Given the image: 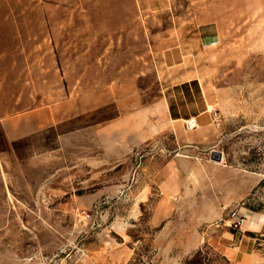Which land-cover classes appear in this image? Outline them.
I'll list each match as a JSON object with an SVG mask.
<instances>
[{"label": "rangeland", "instance_id": "1", "mask_svg": "<svg viewBox=\"0 0 264 264\" xmlns=\"http://www.w3.org/2000/svg\"><path fill=\"white\" fill-rule=\"evenodd\" d=\"M12 1L25 17L0 40V264H77L150 236L146 192L180 154L221 151L256 180L233 210L264 213V0ZM168 104L180 118L135 139L128 125L156 128ZM183 264L229 263L208 246Z\"/></svg>", "mask_w": 264, "mask_h": 264}, {"label": "crops", "instance_id": "2", "mask_svg": "<svg viewBox=\"0 0 264 264\" xmlns=\"http://www.w3.org/2000/svg\"><path fill=\"white\" fill-rule=\"evenodd\" d=\"M17 1L22 0H15V3ZM36 4H39L38 0ZM16 8L12 0H0V40L8 35L9 26L13 28L11 34L16 40L24 34L25 15ZM33 14V11L27 12L26 16L31 15L32 18ZM7 49L1 48L3 51ZM14 49H23L22 38ZM3 57L5 55L1 53L0 59ZM5 81V78H0V82ZM173 111L168 104L165 111L160 113L156 128L152 127L151 122L144 128L135 121L128 125V130L134 133L135 139L147 140L153 130L167 128L165 116L180 118ZM151 113L140 115L145 123ZM136 117V113L133 114V119ZM110 125L117 128V125ZM212 154L213 151L209 156L180 154L182 156L170 160L156 181L155 191L150 189L146 192L149 200L155 196L148 219L153 230L150 236H130L134 244L126 246L124 241L115 243L106 240V247L86 256L80 255L81 260L77 264H130L138 254V243L144 241H150L151 249L149 255H141V264H183L184 260L208 246L221 254L229 264H264V253L257 246L262 244L257 232L264 225V213L241 206L242 223L238 229L231 226L232 218L227 217L247 197L256 180L249 179L245 170L226 163L223 157L221 160L212 158ZM110 227L122 238L128 229L119 219L111 221ZM109 244L111 249H108Z\"/></svg>", "mask_w": 264, "mask_h": 264}, {"label": "built area", "instance_id": "3", "mask_svg": "<svg viewBox=\"0 0 264 264\" xmlns=\"http://www.w3.org/2000/svg\"><path fill=\"white\" fill-rule=\"evenodd\" d=\"M241 223H242V215L238 210H233L232 211V221H231V226L234 228H241Z\"/></svg>", "mask_w": 264, "mask_h": 264}, {"label": "water", "instance_id": "4", "mask_svg": "<svg viewBox=\"0 0 264 264\" xmlns=\"http://www.w3.org/2000/svg\"><path fill=\"white\" fill-rule=\"evenodd\" d=\"M223 157V153L221 151L213 150L212 158L221 160Z\"/></svg>", "mask_w": 264, "mask_h": 264}]
</instances>
